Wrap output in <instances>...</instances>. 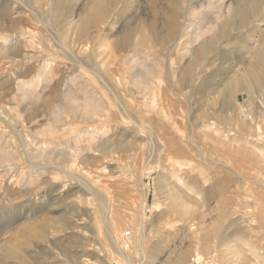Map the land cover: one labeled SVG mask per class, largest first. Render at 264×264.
Segmentation results:
<instances>
[{
    "label": "rangeland",
    "instance_id": "rangeland-1",
    "mask_svg": "<svg viewBox=\"0 0 264 264\" xmlns=\"http://www.w3.org/2000/svg\"><path fill=\"white\" fill-rule=\"evenodd\" d=\"M195 263L264 264V0H0V264Z\"/></svg>",
    "mask_w": 264,
    "mask_h": 264
},
{
    "label": "bare ground",
    "instance_id": "bare-ground-1",
    "mask_svg": "<svg viewBox=\"0 0 264 264\" xmlns=\"http://www.w3.org/2000/svg\"><path fill=\"white\" fill-rule=\"evenodd\" d=\"M230 12H232L233 14H235L236 13V11L235 10H231ZM168 20V19H167ZM169 20H170V17H169ZM166 23H167V21H165ZM170 22V21H169ZM241 24V23H240ZM174 26V25H173ZM171 27V32L173 31V29H174V27ZM167 28V27H166ZM82 30V29H81ZM165 35H166V33H165ZM169 38V37H168ZM199 50H201V51H205L206 50V45L205 44H201L200 45V48H199ZM259 58H260V55H259ZM262 58V57H261ZM255 66V65H254ZM259 68H255L254 70L255 71H251L250 73H248V76H250V79H245L244 80V82H245V84H246V87H248L249 89H253V90H255L256 89V85L257 84H259V82H260V80H261V78H259L258 79V77H259V73H260V71L258 70ZM236 88H238V87H236ZM245 88V86L242 84L241 86H240V90H242V89H244ZM231 89V93H230V95H232L233 93H234V89H235V87H232V88H230ZM236 90V89H235ZM238 90V89H237ZM236 90V91H237ZM226 95H228V94H226ZM77 114V113H76ZM86 117V116H85ZM100 117H103L102 116V114L100 115ZM101 120H102V118H101ZM211 124L212 123H209L208 125H207V127H209V128H214V127H211ZM214 130V129H213ZM257 152V151H256ZM172 153V152H171ZM202 158H203V156H202ZM173 159V158H172ZM167 160V159H166ZM204 160H205V158H204ZM113 238V237H112ZM114 239V238H113ZM115 240V239H114ZM115 243H117V242H114V244ZM126 245V244H125ZM115 246V248H116V251H117V253L120 255V257L121 258H123L124 260H125V252L124 251H126L127 249V247L125 246L124 248L122 247V248H120V246H118L117 244H115L114 245ZM125 262H126V260H125ZM128 263V262H127Z\"/></svg>",
    "mask_w": 264,
    "mask_h": 264
},
{
    "label": "built area",
    "instance_id": "built-area-1",
    "mask_svg": "<svg viewBox=\"0 0 264 264\" xmlns=\"http://www.w3.org/2000/svg\"><path fill=\"white\" fill-rule=\"evenodd\" d=\"M196 262V261H195ZM195 264H197V263H195Z\"/></svg>",
    "mask_w": 264,
    "mask_h": 264
}]
</instances>
